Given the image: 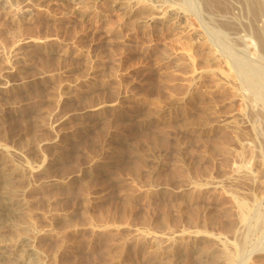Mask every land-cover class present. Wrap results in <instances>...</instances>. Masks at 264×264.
<instances>
[{
    "label": "rangeland",
    "instance_id": "obj_1",
    "mask_svg": "<svg viewBox=\"0 0 264 264\" xmlns=\"http://www.w3.org/2000/svg\"><path fill=\"white\" fill-rule=\"evenodd\" d=\"M175 1L0 0V177L26 169L42 264H264L257 80L207 28L225 10Z\"/></svg>",
    "mask_w": 264,
    "mask_h": 264
},
{
    "label": "bare ground",
    "instance_id": "obj_2",
    "mask_svg": "<svg viewBox=\"0 0 264 264\" xmlns=\"http://www.w3.org/2000/svg\"><path fill=\"white\" fill-rule=\"evenodd\" d=\"M184 1H182V3ZM209 1L213 8L212 13H215V16H217L216 11L219 12L221 9H223L222 16L224 10L227 12V15H225L223 19L217 17L214 19L211 14V18L215 20L213 22L214 26L212 28H207L214 29L215 33H212V30L206 29V31H210L213 36H216L213 40L215 45L220 49L222 47L224 51L227 52L230 68H232V78L237 76L243 82L248 84H252L251 82L252 80L254 81V79L257 80L254 81L251 87L254 90L258 89V94L256 91L255 93L257 94L258 100L261 102V111L264 117V0H239V5L233 0ZM257 2H259V4ZM188 3L190 2H187L186 4ZM256 3L258 4V7L256 6ZM174 4L177 5L178 3L175 1V3L171 4V6L173 5L175 8L173 11V9H171L172 7H170L174 15L183 16L186 13V9L189 8H186L185 2V7H183V4V6H181V2L178 4V7H183L185 11L176 9L177 7ZM254 6L255 9L252 10ZM192 7L193 6H191V10ZM212 8L210 7V12ZM160 9L157 10L162 11ZM196 12L198 15V10L195 11V14ZM238 15L240 16V19L242 16L246 15V19L237 23L235 20L238 18ZM251 41H253V43H251ZM241 85L243 84L241 83ZM3 149L4 146H1L0 150ZM1 165L2 163L0 166ZM25 170L24 166L12 161V163L8 165V168L6 166L4 170L5 172L1 171L3 174L0 177V264L6 262L5 256L8 255L6 254V251L9 246H11V249L14 251L9 254L11 256L17 255L21 264H42L37 257L34 245L30 243L27 236L18 233V224L11 218V214H16L21 210L20 203L18 202V200H20V197L18 198V196L21 191H19L20 189H18V187L22 184L26 176L28 177L27 173L26 175L24 174ZM12 230L15 235H17L16 237H8L10 236L9 232Z\"/></svg>",
    "mask_w": 264,
    "mask_h": 264
}]
</instances>
